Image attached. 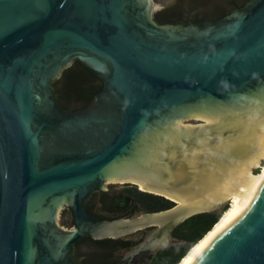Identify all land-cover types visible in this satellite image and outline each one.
<instances>
[{"label": "water", "instance_id": "95a60500", "mask_svg": "<svg viewBox=\"0 0 264 264\" xmlns=\"http://www.w3.org/2000/svg\"><path fill=\"white\" fill-rule=\"evenodd\" d=\"M215 3L165 11L192 19ZM154 10L0 0V264H77L89 233L60 228V209L69 199L79 226L95 223L83 202L105 182L175 204L98 229L118 235L217 211L264 159V0L214 21L158 24ZM74 59L104 82L80 111L52 88ZM188 264H264V184Z\"/></svg>", "mask_w": 264, "mask_h": 264}, {"label": "flooded vegetation", "instance_id": "af4514ba", "mask_svg": "<svg viewBox=\"0 0 264 264\" xmlns=\"http://www.w3.org/2000/svg\"><path fill=\"white\" fill-rule=\"evenodd\" d=\"M192 1L200 8L206 6L207 3L212 2V0ZM182 13L185 12L183 11ZM182 16L185 17V15ZM202 20L206 21V19ZM183 21L193 22V19L188 17ZM76 60L79 59H74L70 66L65 69L71 67ZM79 61L88 68L81 60ZM65 69H63V71ZM95 76L101 80L100 91L104 87V82L100 77L97 75ZM54 81L52 82V88ZM96 94L92 96L87 105L83 106L82 103H77L70 106L71 108H68V110L80 111L89 108L90 103ZM144 193L153 194L143 191L139 189V187L131 184L105 182L98 190L92 191L83 202L85 212L90 217L96 219V222H84L80 226L76 221L71 201L69 199L64 200L57 218L60 228L66 231L83 228L89 233L87 236L82 237L72 245L71 256L77 264H146L149 262L150 258L161 249L175 244L181 245L184 243V241L179 239L178 234L175 233V228L183 221L173 227L170 226L172 222V220H170L164 224L151 225L121 234L115 233L118 235H104V232H101V230L98 231L100 226L106 222L126 223L142 216L143 214L165 212L175 206L173 201L163 197L174 205L168 207L164 203V206L158 209V211H150L148 205L144 202L147 200L146 198L148 195H145ZM166 231L168 232V239L165 238Z\"/></svg>", "mask_w": 264, "mask_h": 264}, {"label": "trees", "instance_id": "16d2710c", "mask_svg": "<svg viewBox=\"0 0 264 264\" xmlns=\"http://www.w3.org/2000/svg\"><path fill=\"white\" fill-rule=\"evenodd\" d=\"M248 1L250 0H221L222 3L212 5L208 13L195 15L192 18L193 22L205 21L202 19H206V21L221 19L235 8L244 6ZM182 12L183 10L180 8L172 11L157 12L154 20L158 24L176 23L185 20ZM100 87L101 80L79 60L74 61L72 66L65 69L53 83L58 103L67 109L77 103H82L83 106L87 105ZM144 194L148 195L147 200L144 202L148 205L150 211H158L164 206V203L168 207L174 205L169 200L158 195ZM230 205H225L220 213H199L184 220L175 228V233L178 234L179 239L184 241V243L161 249L146 264H179L191 248L214 227Z\"/></svg>", "mask_w": 264, "mask_h": 264}, {"label": "bare ground", "instance_id": "6f19581e", "mask_svg": "<svg viewBox=\"0 0 264 264\" xmlns=\"http://www.w3.org/2000/svg\"><path fill=\"white\" fill-rule=\"evenodd\" d=\"M189 127V126H188ZM264 184V165L259 173H251L245 183L229 198L231 205L214 227L198 241L179 264H188L195 256L215 241L235 216L249 203Z\"/></svg>", "mask_w": 264, "mask_h": 264}, {"label": "rangeland", "instance_id": "374dc122", "mask_svg": "<svg viewBox=\"0 0 264 264\" xmlns=\"http://www.w3.org/2000/svg\"><path fill=\"white\" fill-rule=\"evenodd\" d=\"M183 1L186 0H153L154 3V15L157 12H162L165 10H169L175 6H177L179 3H182ZM191 122H185V124H190ZM196 123V122H193ZM264 165V159L260 162V164L254 169L253 173H259L261 171V167ZM231 199H228L225 203H223L221 206L218 207L217 213H220L225 205H230Z\"/></svg>", "mask_w": 264, "mask_h": 264}]
</instances>
